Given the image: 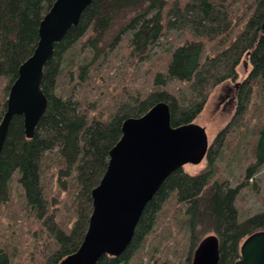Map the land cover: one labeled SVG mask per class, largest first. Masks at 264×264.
Segmentation results:
<instances>
[{"label":"trees","instance_id":"1","mask_svg":"<svg viewBox=\"0 0 264 264\" xmlns=\"http://www.w3.org/2000/svg\"><path fill=\"white\" fill-rule=\"evenodd\" d=\"M55 1L0 0V123L10 88L20 66L34 53L40 24ZM251 1L242 19L243 0H93L79 25L56 45L42 83L49 105L34 138L26 137L23 117L15 116L0 154V208L16 196V180L21 211L15 209L26 220L39 221L47 233L44 264H59L83 242L93 210L91 193L107 170L110 150L122 137L123 122L144 115L158 102L170 105L173 126L194 122L210 92L237 79V67L244 58L252 70L241 83L236 114L208 150V168L197 175L183 169L173 172L145 207L128 248L119 257L104 255L97 264H143L139 255L163 208L172 202L178 204L177 211L183 216L179 225L184 223L188 230L189 253L193 254L205 235L216 234L219 264H235L241 258L244 240L264 230V198L260 212L242 218L237 201L246 183L232 187L217 168L226 142L241 136L242 143L249 137L253 141L248 144L254 162L246 170V179H252L264 164V0ZM171 30H180L186 42L165 51L167 63L164 70L154 73L149 91L122 88L118 93L114 89L115 94L107 99L110 103L101 107L99 101H87V91L85 98L75 101L59 88L67 61L84 38L89 54L76 66L80 81L87 84L105 60L115 58L126 40L132 57L144 60ZM207 45H212L211 55H205ZM106 76L112 80L111 74ZM253 103H260L256 110L261 115L251 125L247 116ZM242 131L245 134L241 135ZM55 149L60 157L56 162L58 180L68 191L73 208L71 226L50 212L44 186L45 162ZM7 256L0 254V264H8Z\"/></svg>","mask_w":264,"mask_h":264},{"label":"water","instance_id":"2","mask_svg":"<svg viewBox=\"0 0 264 264\" xmlns=\"http://www.w3.org/2000/svg\"><path fill=\"white\" fill-rule=\"evenodd\" d=\"M93 0H56L39 27L34 53L20 66L10 88L0 123V154L15 116H22L26 137L34 138L49 100L42 83L44 69L71 28L79 25ZM264 35V20L261 26ZM122 137L110 150L107 170L92 190L93 210L78 250L59 264H97L108 255L119 257L130 245L147 204L169 176L187 164L199 165L210 148L205 127L191 122L172 125L170 105L158 102L140 117L123 122ZM220 240L205 236L191 264H219ZM235 264H264V230L248 236Z\"/></svg>","mask_w":264,"mask_h":264},{"label":"rangeland","instance_id":"3","mask_svg":"<svg viewBox=\"0 0 264 264\" xmlns=\"http://www.w3.org/2000/svg\"><path fill=\"white\" fill-rule=\"evenodd\" d=\"M249 3H252V1L243 0L242 10L240 11L242 19L246 14L244 9L248 7ZM86 39L87 37L84 38L83 43ZM185 42L186 37L180 30L168 31L160 40V43L154 46L152 52L144 60H140L132 57L130 44L126 40L120 44L115 58L110 57L95 70V75H91L88 85L80 81L76 66L81 64L89 54V48L80 43L67 61V71L59 82V88H64L66 93L70 94L75 101L84 97L87 91L89 96L87 101H99L101 107L110 103H107V101L109 95L115 94L114 89L118 93L122 88H130L132 91H134L133 89H141L147 92L152 89L154 73L165 68L167 63L165 51ZM212 45H207L205 55L212 54ZM71 63L74 64L70 66ZM251 70L250 61L244 58L237 67V79L228 80L215 87L210 92L204 110L194 120L195 123L205 127L210 146L215 143L218 134L232 121L237 110V106L230 112L223 109L221 97L225 93L223 90L225 84L228 83L234 86L237 83H242L249 76ZM107 74H111L112 80L108 79ZM177 86L182 87L184 85L178 83ZM236 102V105H238L237 98ZM257 105H260V103L252 104L247 116V123H250V117L252 119L251 125L257 123L261 115L260 111L256 110ZM243 131L241 135L245 134ZM241 137H235L230 142H226L227 145L223 148V154L218 160L217 168L218 172L222 174L220 177L228 179L232 187L246 183L245 186H242L237 206L240 209L241 217L247 218L263 209L261 202L264 198V164L257 170L252 179H246V170L254 162V154L248 144V142L252 144L253 141L249 137L247 142L242 143ZM59 160L58 149L49 153L45 162L43 181L49 198L50 212L56 214L58 221L71 226L74 220L73 208L71 207L68 191L61 188L62 186L58 180L59 168L56 167V162ZM207 168L208 163L205 159L199 165L187 164L183 167V170L191 175H197ZM13 187L14 195L17 196L20 191H18L16 180L13 181ZM16 196L12 199V202L7 205L4 204L0 208V254L6 253L8 255V264H44L45 251L49 247L47 233L43 230L39 221L24 218L23 213L20 212V199ZM18 207L20 211L15 209ZM178 208L179 206L175 202L163 208L153 232L145 243L144 250L139 255V259H142L143 264L192 263L194 252L193 254L189 253L192 244L184 223L181 226L179 225V220L183 216L177 211ZM16 210L21 213V217L18 216ZM12 253H14V257L11 256Z\"/></svg>","mask_w":264,"mask_h":264},{"label":"flooded vegetation","instance_id":"4","mask_svg":"<svg viewBox=\"0 0 264 264\" xmlns=\"http://www.w3.org/2000/svg\"><path fill=\"white\" fill-rule=\"evenodd\" d=\"M240 88L241 83H237L234 86H231V84L228 83L225 84V87L223 89L225 93L221 97L222 106L225 111L230 112L235 106H237L236 98L238 96Z\"/></svg>","mask_w":264,"mask_h":264},{"label":"bare ground","instance_id":"5","mask_svg":"<svg viewBox=\"0 0 264 264\" xmlns=\"http://www.w3.org/2000/svg\"><path fill=\"white\" fill-rule=\"evenodd\" d=\"M146 92V91H145ZM134 93V92H133ZM52 175V174H51Z\"/></svg>","mask_w":264,"mask_h":264}]
</instances>
